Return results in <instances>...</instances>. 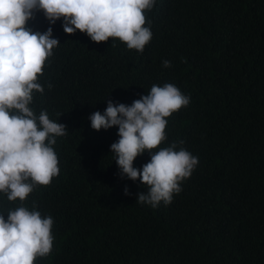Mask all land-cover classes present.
<instances>
[{
    "label": "trees",
    "instance_id": "trees-1",
    "mask_svg": "<svg viewBox=\"0 0 264 264\" xmlns=\"http://www.w3.org/2000/svg\"><path fill=\"white\" fill-rule=\"evenodd\" d=\"M145 15L142 54L116 38L66 34L43 12L28 21L60 42L30 107L68 134L53 145L59 175L22 203L0 193V213L23 206L53 218L52 252L35 264H264V0H156ZM165 83L190 103L166 118L159 147L176 142L199 163L171 204L152 208L136 202L147 186L120 176L110 151L118 127L96 131L89 116Z\"/></svg>",
    "mask_w": 264,
    "mask_h": 264
},
{
    "label": "clouds",
    "instance_id": "clouds-1",
    "mask_svg": "<svg viewBox=\"0 0 264 264\" xmlns=\"http://www.w3.org/2000/svg\"><path fill=\"white\" fill-rule=\"evenodd\" d=\"M156 0H0V193L9 201L22 203L39 186H48L59 175L58 156L53 148L57 137L68 134L66 125L49 118L46 110L37 116L30 105L35 92L43 94L38 82L43 67L60 42L52 28L33 31L28 21L43 12L50 24L63 19V30H77L93 42L119 39L129 50L143 53L152 39L146 12ZM148 26H145V25ZM165 68L171 62L164 60ZM51 88V85H49ZM190 97L172 83L153 84L146 95L131 105L107 101L103 113L89 116L91 128L100 131L118 127L119 139L110 146L121 178L139 180L147 192L136 202L157 208L172 203L199 163L198 157L176 142L167 140L169 118L187 107ZM179 141V145H183ZM158 149L157 151H153ZM178 149V150H177ZM145 152L150 161L141 169L134 161ZM125 188V195H128ZM54 220L26 207L0 213V264H35L53 249Z\"/></svg>",
    "mask_w": 264,
    "mask_h": 264
}]
</instances>
